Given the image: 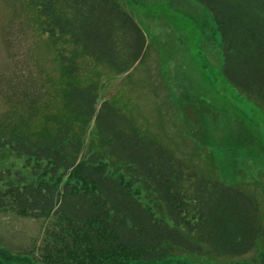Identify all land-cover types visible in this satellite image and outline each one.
<instances>
[{
    "label": "trees",
    "instance_id": "obj_1",
    "mask_svg": "<svg viewBox=\"0 0 264 264\" xmlns=\"http://www.w3.org/2000/svg\"><path fill=\"white\" fill-rule=\"evenodd\" d=\"M197 1L217 24L225 79L264 104V0ZM8 2L19 17L32 10L60 74L54 80L32 61L0 76L9 106L0 151L40 170L35 179L0 170V210L46 220L38 258L0 246V264L154 263L182 253L229 264L251 249L244 264H264L260 197L148 136L79 79L78 55L118 75L144 60L145 33L119 0ZM5 40L13 54L21 39L12 29Z\"/></svg>",
    "mask_w": 264,
    "mask_h": 264
},
{
    "label": "rangeland",
    "instance_id": "obj_2",
    "mask_svg": "<svg viewBox=\"0 0 264 264\" xmlns=\"http://www.w3.org/2000/svg\"><path fill=\"white\" fill-rule=\"evenodd\" d=\"M119 2L145 33L144 60L128 75H118L107 65L78 55L79 79L95 83L99 101L112 100L148 136L177 147L180 154L191 157L225 183L254 191L264 214V104L225 79L222 40L211 12L197 0ZM24 9L26 17H19L11 2L0 0V76L25 72L35 65L32 61H38L55 80L60 74L55 50L40 34L32 10ZM12 29L21 39L13 54L5 42ZM1 90L0 81L3 118L9 106ZM3 169H10L14 176L19 171L30 179L40 172L34 161L6 150L0 151ZM45 225L44 218L0 210V246L12 251L32 249L38 258L35 247ZM182 254L136 264H215L205 257ZM255 255L256 249H251L230 258L229 264H244Z\"/></svg>",
    "mask_w": 264,
    "mask_h": 264
}]
</instances>
